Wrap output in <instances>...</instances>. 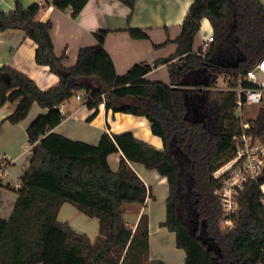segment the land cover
I'll list each match as a JSON object with an SVG mask.
<instances>
[{"label":"trees","instance_id":"obj_1","mask_svg":"<svg viewBox=\"0 0 264 264\" xmlns=\"http://www.w3.org/2000/svg\"><path fill=\"white\" fill-rule=\"evenodd\" d=\"M87 1L53 0L52 5L76 18ZM117 1L128 8L129 20L135 0ZM15 4L12 11L0 9V32L23 31L36 45V64L48 66L59 80L42 90L28 76L0 67V107L15 104L6 121L21 122L33 103L47 110L26 130L30 164L20 188L12 187L17 198L10 217L0 218V264H149L147 215H140L134 230L123 218L126 204L142 205L149 195L128 161L166 178L161 226L175 234L184 264H264V171L244 182L238 208L229 216L232 226L221 229L223 211L213 194L220 179L213 173L232 157V137L240 128L235 94L212 90L220 77L244 75L264 57L262 2L193 0L174 40L175 52L152 64H135L121 76L103 46L105 31L94 32L96 44L80 48L75 65L66 68L54 54L51 23L38 19L44 5ZM203 18L211 24L213 41L201 56L193 51V42ZM129 35L147 38L140 29H129ZM160 65L167 68L169 85L144 79ZM79 93L94 110L92 116L104 104L113 113L145 117L162 148L138 141L130 132H104L96 145L53 132L63 119L60 105ZM253 124L256 132L264 131V107ZM119 151V167L112 171L107 157ZM64 203L98 220L94 240L58 221Z\"/></svg>","mask_w":264,"mask_h":264},{"label":"crops","instance_id":"obj_2","mask_svg":"<svg viewBox=\"0 0 264 264\" xmlns=\"http://www.w3.org/2000/svg\"><path fill=\"white\" fill-rule=\"evenodd\" d=\"M264 5V0H260ZM53 0H19L26 8L34 3L44 5L38 15L42 22L52 25L50 36L54 54L62 58L64 67L70 68L77 61L78 51L85 46L96 44L93 33L105 31L103 46L110 55L116 73L121 76L133 65L150 63L169 57L176 50L174 40L180 35L181 25L193 0H135L133 13L128 20V8L117 0H88L76 18L69 10H60L52 5ZM15 0H0V9L9 12L15 9ZM129 29H140L146 39H134ZM212 34L207 18L200 22L193 51H198L201 40ZM35 43L21 30L8 29L0 32V67H10L34 81L38 88L45 90L58 83V76L49 71L48 66L35 62ZM144 79L152 83L170 84L165 65L148 72ZM15 104L6 102L0 107V162L5 161L4 176L0 183V218L7 220L14 207L17 193L12 184L18 182L30 164V147L26 130L46 109L33 103L28 115L17 124L6 121ZM63 119L52 131L71 140L96 145L100 136L130 132L133 137L155 148H162L161 139L151 132L150 123L145 117L121 112L113 113L100 104L94 110L88 109L81 100L72 97L60 106ZM92 116V117H91ZM122 153L107 157L109 167L117 171ZM132 170L146 185L149 195L144 204L130 209L131 222L126 223L135 229L141 214L148 218V263L184 264L185 252L176 246L175 234L161 223L166 217V197L168 185L166 178L157 171L146 169L142 164L129 162ZM264 196V184L261 185ZM58 221L67 223L72 229L94 240L98 234V220L79 212L73 205L64 203L57 215Z\"/></svg>","mask_w":264,"mask_h":264},{"label":"built area","instance_id":"obj_3","mask_svg":"<svg viewBox=\"0 0 264 264\" xmlns=\"http://www.w3.org/2000/svg\"><path fill=\"white\" fill-rule=\"evenodd\" d=\"M212 41L213 34L202 38L196 53L203 56L204 51ZM221 80L222 86H219L221 84L217 80L212 90L235 94L234 112L240 130L232 137V157L213 173L215 179H220V188L216 189L213 194L218 196L220 200L223 222L231 227L232 220L229 216L235 213L238 208L237 197L244 182L257 179L264 171V131L256 132L255 130L253 120L257 113L252 117L248 116L250 110L248 105L258 106L259 109L264 107V57L244 75H239L235 79L230 76H222ZM231 81H234V85H230ZM75 97L82 100L80 93L76 94ZM5 166V161L0 162V183L4 176ZM12 187L19 189L20 182L13 183Z\"/></svg>","mask_w":264,"mask_h":264},{"label":"rangeland","instance_id":"obj_4","mask_svg":"<svg viewBox=\"0 0 264 264\" xmlns=\"http://www.w3.org/2000/svg\"><path fill=\"white\" fill-rule=\"evenodd\" d=\"M222 78V77H221ZM221 78L218 79V82L219 86H222L223 82H221ZM217 91V90H216ZM248 108L250 109L248 111V116L249 117H252L254 115H256L259 107L258 106H253V105H248ZM138 205L137 204H126L124 207H123V218H124V221H126V223L130 224V220H131V215H130V209L132 207H137ZM225 228H230L228 225H226L223 221H221V229H225Z\"/></svg>","mask_w":264,"mask_h":264},{"label":"water","instance_id":"obj_5","mask_svg":"<svg viewBox=\"0 0 264 264\" xmlns=\"http://www.w3.org/2000/svg\"><path fill=\"white\" fill-rule=\"evenodd\" d=\"M3 78H4V80H5L7 83L9 82V77H8V75H4Z\"/></svg>","mask_w":264,"mask_h":264}]
</instances>
